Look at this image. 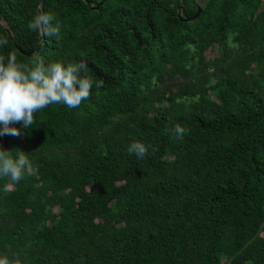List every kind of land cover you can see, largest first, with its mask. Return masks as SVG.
Listing matches in <instances>:
<instances>
[{
	"label": "trees",
	"instance_id": "obj_1",
	"mask_svg": "<svg viewBox=\"0 0 264 264\" xmlns=\"http://www.w3.org/2000/svg\"><path fill=\"white\" fill-rule=\"evenodd\" d=\"M99 1L0 0V55L83 61L93 81L79 107L50 104L0 137L36 169L0 176V257L264 264V0ZM40 11L58 36L28 29Z\"/></svg>",
	"mask_w": 264,
	"mask_h": 264
},
{
	"label": "clouds",
	"instance_id": "obj_2",
	"mask_svg": "<svg viewBox=\"0 0 264 264\" xmlns=\"http://www.w3.org/2000/svg\"><path fill=\"white\" fill-rule=\"evenodd\" d=\"M51 14L40 11L34 15L27 27L41 36H58L61 25L53 24ZM7 39H0V46L6 45ZM87 63H70L64 66L61 62L45 65L36 62L35 67L29 68L17 62L15 53L6 57L0 55V137H19L20 129L13 124H20L23 129L33 127L35 113L50 104H63L68 108H77L81 102L90 98L93 81L86 73ZM97 88L104 86V81L98 79ZM176 139L187 135V130L176 124L172 129ZM129 154L137 159L148 155V146L141 142H133L128 148ZM11 151L0 150V176L10 177L15 183L25 174H34L33 167L24 152L19 151L17 158L11 156ZM0 264H10L7 257H0ZM18 264V262H17Z\"/></svg>",
	"mask_w": 264,
	"mask_h": 264
},
{
	"label": "water",
	"instance_id": "obj_3",
	"mask_svg": "<svg viewBox=\"0 0 264 264\" xmlns=\"http://www.w3.org/2000/svg\"><path fill=\"white\" fill-rule=\"evenodd\" d=\"M102 1H103V0H100L99 3H98L96 6H94L93 8L96 9L97 6L100 5V3H101ZM42 5H43V0H40V7H42ZM200 11H201V7H200L199 5H197L195 12H194L192 15H190L189 17H186V18H185V17H182V16L180 15V6H177V18H178L180 21H191V20H193L194 18H196V17L198 16V14L200 13ZM42 37H43V36L40 35V39H41ZM12 43H13V45L15 46L16 50L19 51L21 54H23V55H25V56H31V55L33 54V52H34V50H31V51H28V52H23V51H21V50L16 46V44L14 43V41H13Z\"/></svg>",
	"mask_w": 264,
	"mask_h": 264
}]
</instances>
